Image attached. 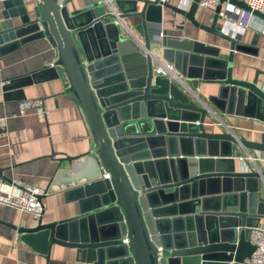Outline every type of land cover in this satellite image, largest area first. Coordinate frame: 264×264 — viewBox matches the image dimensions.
<instances>
[{
	"label": "water",
	"instance_id": "95a60500",
	"mask_svg": "<svg viewBox=\"0 0 264 264\" xmlns=\"http://www.w3.org/2000/svg\"><path fill=\"white\" fill-rule=\"evenodd\" d=\"M74 1L60 8L58 0H36L33 15L25 0L2 1L4 18L20 24L0 32V45L46 38L57 50L52 69L65 80L63 96L80 106L92 134L86 153L48 156L86 180L76 189L80 215L52 223L42 215L22 229V242L47 256L53 245L74 248L88 264H243L255 251L250 228L264 219V172H243L233 147L264 156V134L256 142L208 132L207 110L154 75L150 52L173 63L192 89L218 86L209 102L222 113L243 114L252 105L264 122V84L234 77L240 38L225 35L217 15L224 3L245 18L264 21V14L244 1L220 0L207 26L196 19L199 0L188 10L170 0H113L118 16L102 0L73 10ZM164 9L230 43L228 57L221 47L171 38L161 29ZM129 19L139 20L131 27L146 48L137 47L135 63L125 57L120 23ZM4 171L0 182H11Z\"/></svg>",
	"mask_w": 264,
	"mask_h": 264
},
{
	"label": "crops",
	"instance_id": "0c3cea01",
	"mask_svg": "<svg viewBox=\"0 0 264 264\" xmlns=\"http://www.w3.org/2000/svg\"><path fill=\"white\" fill-rule=\"evenodd\" d=\"M2 1L4 0H0V32L9 35L7 31L18 26L20 20L4 18ZM25 1L33 15L36 0ZM96 1L75 0L70 6L74 10ZM170 4L180 5L186 10L189 8L188 5L183 7L182 0H170ZM214 14V10L199 8L196 19L202 25L209 26ZM248 21L250 26L243 32L239 41L240 48L234 53V77L246 82L256 79L258 85H262L264 21L255 17H249ZM124 22L131 27L139 23V20L129 19ZM161 29L169 31L168 35L177 42L191 40L212 48L221 47L223 55L228 57L230 43L195 28L170 10H163ZM133 32L138 36L135 30ZM126 38L128 45L125 47V57L130 63H135L139 57L138 46L130 38ZM57 57V50L44 37L29 42L5 41L0 45V167L5 169L4 176L11 181L1 179L0 189L8 188L13 181L42 189L49 188L50 195L42 200L44 223L78 217L80 207L76 189L86 185V180L78 179L70 166L65 164L59 169L56 161L48 158L51 151L75 157L89 151L92 144V134L80 106L63 96L65 80L57 77V72L52 69ZM7 85L8 89L4 88ZM194 91L232 125L238 139L256 142L262 140L264 122L255 116L257 110L254 106L242 107L243 114H225L209 102V97L218 96V86L202 85L199 90ZM33 99H41L43 107L29 111L27 115H20V102ZM220 103L223 107L224 103ZM206 120L208 132H222L212 125L210 115ZM245 150L243 147H233L238 163L237 158ZM259 192V200L264 202V179L259 180ZM35 224L36 220L31 215L0 205V264H88L81 261L80 252L74 248L53 245L48 256L30 249L22 242L21 231ZM260 226H264V219Z\"/></svg>",
	"mask_w": 264,
	"mask_h": 264
},
{
	"label": "built area",
	"instance_id": "2783aa9c",
	"mask_svg": "<svg viewBox=\"0 0 264 264\" xmlns=\"http://www.w3.org/2000/svg\"><path fill=\"white\" fill-rule=\"evenodd\" d=\"M108 6L109 12L118 16L119 11L114 5L113 0H102ZM194 0H182L183 7L190 5ZM244 1L248 7L253 11H258L264 14V0H238ZM63 0H58L59 7L62 8ZM221 4L220 0H199L198 6L202 9L214 10ZM184 9V8H182ZM221 21L222 32L225 35H230L233 39L241 38L245 29L250 26L248 18H245V12L229 3H224L220 12L217 14ZM121 26L124 29L125 37L130 38L140 50L146 52L144 42L139 36L134 34V30L120 20ZM153 62V73L155 76L168 79L170 82L176 84L184 93L188 94L193 102L199 106L204 107L208 116L212 118V125L218 127L222 132L235 136V131L232 125L221 116L220 113L214 111L207 102H204L196 92L186 83L175 68L173 63L167 62L158 57L153 52H150ZM43 107L41 99L23 100L19 104L20 115H27L26 113L32 110H40ZM2 125L0 120V132ZM264 134V132H263ZM240 163V168L243 172L255 171L258 173L264 172V156L259 153H254L250 150H245L242 155L237 158ZM8 188L0 189V205L16 209L20 212L31 215L35 220H39L44 212V206L40 197H47L50 195L49 188L42 189L37 186L26 184L20 181H13ZM249 242L255 247V251L249 259H246L243 264H264V226L250 228L248 238ZM1 260V257H0Z\"/></svg>",
	"mask_w": 264,
	"mask_h": 264
}]
</instances>
